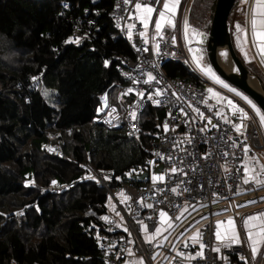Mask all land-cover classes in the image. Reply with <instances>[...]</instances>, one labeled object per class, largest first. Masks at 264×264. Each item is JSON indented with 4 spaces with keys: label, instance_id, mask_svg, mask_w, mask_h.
Returning <instances> with one entry per match:
<instances>
[{
    "label": "trees",
    "instance_id": "16d2710c",
    "mask_svg": "<svg viewBox=\"0 0 264 264\" xmlns=\"http://www.w3.org/2000/svg\"><path fill=\"white\" fill-rule=\"evenodd\" d=\"M113 1L0 0V264H101L97 236L106 226L92 212L107 213L106 190L90 178L56 193L52 181L76 180L90 163L111 171L115 188L148 161L147 132L160 126L163 109L145 107L146 132L137 136L95 120L100 96L123 110L137 94L121 62L133 50L109 16ZM215 3L193 0L189 9V27L205 39ZM89 15L94 34L76 42L73 28ZM162 67L204 85L181 60Z\"/></svg>",
    "mask_w": 264,
    "mask_h": 264
},
{
    "label": "built area",
    "instance_id": "2783aa9c",
    "mask_svg": "<svg viewBox=\"0 0 264 264\" xmlns=\"http://www.w3.org/2000/svg\"><path fill=\"white\" fill-rule=\"evenodd\" d=\"M187 1L182 0L179 4L178 27ZM136 2L138 0H129L126 5L124 0H114L109 16L116 30L133 50L134 57L123 58L121 62L128 70L137 94L123 110L106 100L95 120L107 128H121L129 135L137 136L146 132L140 123L145 107L163 109L165 114L160 126L147 132L150 135L148 161L128 172L127 181L115 188L110 186L111 171H97L90 163H84L79 178L52 184L50 191L61 193L78 181L93 177L106 190L115 205L118 218L109 216L104 221L102 215L92 212L106 226V232L97 236L101 264H119L129 248L134 254L143 256L148 264H154L159 249L166 251L177 264L185 262L180 253L193 254L192 264H246L238 263L233 257L234 254L245 256L242 246L225 244L221 245L219 251L214 250L212 214L215 204L231 200L240 191L256 196L257 190L249 182L244 183V160L255 150H264V132L250 111L243 120L239 113L233 111L230 116L228 108L220 109L204 85L190 79L171 77L164 72L163 63L181 60L180 52L185 54L184 46L176 39L173 43L172 30L167 27L163 28L161 36L156 35L153 26L162 0H139L156 9L145 36L141 37L140 32L145 29L137 18ZM91 12L95 13L96 10ZM129 25H133L131 39ZM96 26V19L89 15L74 26L73 36L83 39L94 34ZM154 43L158 44V50L153 49ZM149 73L154 80L148 81ZM157 90L160 94H157ZM217 109L220 116L216 115ZM132 112L136 113L135 119ZM237 124H243L239 131L235 127ZM245 144L249 148L247 155ZM52 150L58 154L62 152L58 143L52 145ZM159 165L162 166L160 171L155 172ZM145 171L148 177L144 181L130 180L132 174L138 175ZM161 175L163 180H153V176ZM202 209L205 210L206 218L198 228V247L178 240L174 249L167 250V246H161L156 239L147 241L141 236L140 224L143 223L148 231H153L160 221H164L170 223L176 238L181 227L179 214L185 210L196 212ZM161 212L165 213L164 219ZM198 252H202V256H198Z\"/></svg>",
    "mask_w": 264,
    "mask_h": 264
},
{
    "label": "crops",
    "instance_id": "0c3cea01",
    "mask_svg": "<svg viewBox=\"0 0 264 264\" xmlns=\"http://www.w3.org/2000/svg\"><path fill=\"white\" fill-rule=\"evenodd\" d=\"M182 0H179V3L176 7L175 16L173 17L175 21V27L169 26L165 24L163 28H169L172 30V37H175L176 41L180 42L183 45L182 40V16L180 18V27H178L179 22V4ZM164 0H162L160 9L163 7ZM254 4V0H237L235 3L236 12H235V19L237 21V24L241 25V28L245 30L247 33L246 37L244 33L240 34L241 38V44L243 47H245V50L247 51L249 61L253 63L255 68L260 72L261 75L264 76V64L260 61V56L257 54V49L253 46L252 43V33H251V27L250 23V16H251V8ZM171 15V14H168ZM153 16V13H152ZM158 17V15L155 16V19ZM150 23V21H149ZM148 23V25H149ZM155 30V23L153 26ZM162 28V30H163ZM179 30L177 31V29ZM153 30V31H154ZM161 30V31H162ZM156 31V30H155ZM200 39V37L198 38ZM247 41L245 44L244 41ZM230 116L232 115V110L229 111ZM230 116H227L230 118ZM254 158V159H253ZM257 161L259 163H257ZM245 164H248L249 167L255 168L256 171H259L260 165L264 164V150H255L252 155H249L244 160V166ZM245 174V173H244ZM258 179L264 181V175H261L258 177ZM249 183L252 187H254L257 190V194H246L244 192H239L236 196L231 198V200L220 202L218 204H215L213 207V214H212V220L214 223V241H213V248L214 249H220L221 245L225 244H236L238 246H242L244 248L245 256L243 254H234V258L237 259V262L239 263H249V264H264V242H261L257 245V251L255 253V256L253 255L252 251V244L250 243L248 236H247V230L244 226V219L253 216L258 213H264V183L257 184L254 180H249ZM112 202V201H111ZM108 204V203H107ZM199 210L196 212H187L186 210L181 212L179 214V217L181 218V227L179 228L177 237L175 238V232L172 231L171 225L169 222L160 221L153 231H148L145 227V225L142 223L139 225V229L141 231V236L144 240H147L146 237H151L150 240L156 239V242H159L161 246H167V250L174 249L175 244L178 240H183V243L190 242L192 244V247H195L199 245V237L197 240H193L192 237L197 231H199L200 224L205 220L206 214L202 213L200 216H196L194 218L193 215L198 213ZM201 211V210H200ZM199 211V212H200ZM109 216L114 218H118V213L115 212V205L112 203L111 206L108 205V211L107 213L103 214L102 217H108ZM231 217L233 221L235 222V228L236 232L239 235V243H232L231 242V234L230 230L227 227V221L228 218ZM163 217L162 219H164ZM107 219V220H108ZM104 219V221H107ZM221 222V234L224 236V239L217 240L216 238V231H217V222ZM251 224H257L258 221H250ZM160 229L159 233H157V229ZM258 229L253 228L252 231H257ZM147 240V241H150ZM130 250V248H129ZM127 250L126 257L122 258L121 262L119 264H139L140 261L143 262V264H148L146 259L141 256L134 254L133 252ZM183 257L185 259L184 264H192L191 259L193 258V254H183ZM243 257L244 259H241ZM154 264H177L173 261L172 257L164 250L159 249L156 252L155 258H154ZM225 264V263H222Z\"/></svg>",
    "mask_w": 264,
    "mask_h": 264
},
{
    "label": "snow or ice",
    "instance_id": "6c2138e0",
    "mask_svg": "<svg viewBox=\"0 0 264 264\" xmlns=\"http://www.w3.org/2000/svg\"><path fill=\"white\" fill-rule=\"evenodd\" d=\"M124 3L127 5L129 3V0H124ZM178 3H179V0H164L163 7H162V9L159 10V15L155 19V30H156L157 36H161V30L165 26V24L175 27V21H174L173 17L175 16L176 7H177ZM134 7H135L136 12L138 14L137 18L141 21V23L144 26L145 31L140 32V36L144 37L146 34V30L148 28V23L152 19V13L154 11H156V9L148 3L139 2V0H138V2L135 3ZM168 14H171V15H168ZM248 23H250V27H251L253 46L257 49V54L260 56L261 63L264 64V0H254V4L252 5V8H251L250 21ZM132 27H133V25L128 26L130 39H131V35H132L131 34ZM188 28H189V25L187 23V20H185L186 38H187ZM191 31L193 32V34L195 36L201 37L199 42L202 43L204 34L199 33L196 29H192ZM236 32H237V45H238V47H240L241 52L244 53L245 58L249 59L247 51L245 50V47H243L241 44V38H240L241 33H244L245 37H246L247 33L245 32V30L243 28H241L240 24L236 25ZM72 39H73L72 37L69 38L70 41ZM172 39H173V43H175V37H173ZM76 42H79L78 37L76 38ZM244 43L245 44L247 43L246 39H245ZM153 49L158 50V44L154 43ZM189 51L194 52L193 49H189ZM196 51H198V50H196ZM222 55H226V53H222ZM192 60L196 64L197 68H199L200 71H202L205 75L209 76V78H211V79H214L216 83L221 84L223 87L228 88V85L224 84V82L222 80H220V78L218 76H216V74L214 73L211 66H207V65H204L202 63V57H200L196 54H193ZM105 64L107 65L108 61H105ZM33 79H36V78L33 77ZM154 79L155 78L152 76V74L149 73L148 74V81H151ZM128 91L130 92V91H132V89H128ZM207 91L209 93H212L214 96H218V94L214 93L213 89H211V88L207 89ZM229 91L234 92L236 95L241 96L244 100H246L247 103L252 107L253 111H255L256 115L259 117L261 124L264 125V113H261L260 109L257 108V106L255 104H253L252 101L248 99V97L243 96V94L240 92H237V90L235 88H230ZM138 94L143 95V93H138ZM157 94H160L159 90H157ZM102 99H105V101H106V98H102ZM220 99H226V98L221 97ZM227 103H228L230 109L234 113L240 114L241 120L247 118V113L244 112L243 109L237 107L230 100L227 101ZM131 115L135 119L136 113L132 112ZM216 115L220 116L221 113L217 112ZM235 127L239 131L240 128L243 127V124H237V125H235ZM165 129L167 130V125H165ZM244 148H245V155H247V152L249 150L248 145L245 144ZM257 163H259V162L257 161ZM175 170L176 169H173L172 171H175ZM244 173H245L244 183L247 184L250 179L254 180L257 184L264 183V181L258 179L259 176L264 175V164L260 165L259 171H256L255 168L249 167L248 164H245ZM163 178L164 177L162 175L161 176H153L154 181L155 180H163ZM93 179H94V177H93ZM52 183L55 184L56 181H52ZM173 191H175V189H173ZM125 199H127V197H125ZM148 207H151V205H148ZM160 215H161V217H164L165 213L161 212ZM103 219L107 220L108 217H103ZM250 221H258V223L257 224H251ZM244 226H245V229L247 230L248 239H249L250 243L252 244L253 255L255 256V253L257 251V245L261 242H264V213H258V214H255L253 216H249V217L245 218L244 219ZM227 227L230 230L231 242L232 243H239L240 242L239 235L236 232L235 222L233 221V219L231 217L228 218ZM253 228H256L258 230L254 232V231H252ZM159 231H160V229L158 228L157 233H159ZM198 237H199V231H197V233H195L193 235L192 239L195 241V240H197ZM216 238H217V240L224 239V236H222V234H221V222H219V221L217 222ZM146 239L150 240L151 237H146ZM201 248H203V244H201ZM214 250L219 251L218 248L214 249ZM180 255H183V254L180 253ZM197 255L202 256V252H198ZM241 259H244V258L241 257ZM126 264H127V262H126ZM139 264H143V262L140 261Z\"/></svg>",
    "mask_w": 264,
    "mask_h": 264
},
{
    "label": "water",
    "instance_id": "95a60500",
    "mask_svg": "<svg viewBox=\"0 0 264 264\" xmlns=\"http://www.w3.org/2000/svg\"><path fill=\"white\" fill-rule=\"evenodd\" d=\"M235 0H216L215 8L210 24L208 38L205 44L208 61L218 76L246 94L264 113V83L262 79L248 70L240 58L237 56L228 31V16ZM228 57L232 68H228L222 63V57ZM254 77L257 86L250 83V78ZM161 165L157 166L155 172H159ZM148 177V172L138 175L132 174L131 181H144Z\"/></svg>",
    "mask_w": 264,
    "mask_h": 264
},
{
    "label": "rangeland",
    "instance_id": "374dc122",
    "mask_svg": "<svg viewBox=\"0 0 264 264\" xmlns=\"http://www.w3.org/2000/svg\"><path fill=\"white\" fill-rule=\"evenodd\" d=\"M192 1L193 0H188L187 1V4L185 6V10H184V13L182 14V19H181L182 20L181 35H182V40H183L184 52H185V54L183 52H180L181 61L188 67L189 70H191L193 72L195 71L196 73L201 75V76H199V75H197L195 73L198 76V78L201 79L202 82L204 83V87H205L206 92H207V89L211 88V89H213L214 93L218 94V96H214L211 93L214 102L220 105V109L228 108V110L231 111L227 101H229V100L232 101L233 104H235L237 107L243 109L244 112L247 113L248 111H250L252 114H254L256 116V118H257V120H258V122H259V124H260V126H261V128L263 130V132H264V125L261 124L259 117L256 115L255 111H253L252 107L247 103V101L244 100L241 96L236 95L234 92L229 91L230 88H235V87L231 86L230 84H228L227 82L222 80L218 76V74L213 70L214 73L216 74V76H218L220 78V80H222L224 82V84L228 85V88H225L221 84L216 83L214 79L209 78V76L205 75L202 71H200V69L197 68L196 64L193 62L192 55L196 54V55L202 57V63L204 65L211 66L209 61H208L207 52H206V49H205V44H206V41H207L208 37L205 39V36L203 35V42L202 43H200L198 40H196L194 42H191L193 39L192 40L190 39L189 34H190V31H191V28L189 27L188 30H187V38H186L185 20H187V23H188L189 9L191 7ZM235 12H236V8L233 9L232 14L230 16V28H231V32H232V36H233V38H232L233 45H234V48H235V50L237 52L236 54L238 55L239 58L241 57L243 63H245L249 67H252V68L256 69L255 66L253 65V63L245 58L244 53L241 52L240 47H238V45H237V32H236L237 21L235 19V16H236ZM157 15H159V13ZM192 29H194V27H192ZM189 49H193L194 52H190ZM196 50H198V51H196ZM222 59H223V57H222ZM256 71H257V69H256ZM257 73H259V72L257 71ZM235 89L237 90V92L242 93L243 96L248 97L246 94H244L239 89H237V88H235ZM119 91L120 90L118 89V92ZM116 94H118V93H116ZM221 97L226 98V99H220ZM102 98H106L105 95L100 96L101 104H100V106L97 107V112L100 111L101 109H103V107L105 106V103H106L105 99H102ZM248 99L251 100L249 97H248ZM251 101H252L253 104H255V102L253 100H251ZM241 103L244 106H242ZM257 108H259V107L257 106ZM217 112H219L218 109H217ZM261 113H262V111H261ZM111 201L112 200H110L109 197H108V205L109 206H111L112 203H113ZM199 211H198V213L194 214L192 218H194L196 216H200L202 213H205V210H203V209L200 212Z\"/></svg>",
    "mask_w": 264,
    "mask_h": 264
},
{
    "label": "bare ground",
    "instance_id": "6f19581e",
    "mask_svg": "<svg viewBox=\"0 0 264 264\" xmlns=\"http://www.w3.org/2000/svg\"><path fill=\"white\" fill-rule=\"evenodd\" d=\"M222 63L227 66L228 68H232V64L230 63L228 57H226L225 55V58L222 59ZM250 83L253 85V86H257V81L254 77H251L250 78Z\"/></svg>",
    "mask_w": 264,
    "mask_h": 264
}]
</instances>
